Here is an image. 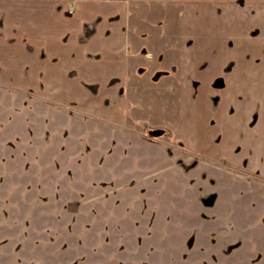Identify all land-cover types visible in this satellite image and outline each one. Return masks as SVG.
<instances>
[{
  "label": "rangeland",
  "instance_id": "rangeland-1",
  "mask_svg": "<svg viewBox=\"0 0 264 264\" xmlns=\"http://www.w3.org/2000/svg\"><path fill=\"white\" fill-rule=\"evenodd\" d=\"M30 15L0 4V264H264V177L129 128L121 85Z\"/></svg>",
  "mask_w": 264,
  "mask_h": 264
},
{
  "label": "crops",
  "instance_id": "crops-1",
  "mask_svg": "<svg viewBox=\"0 0 264 264\" xmlns=\"http://www.w3.org/2000/svg\"><path fill=\"white\" fill-rule=\"evenodd\" d=\"M0 4L22 26L35 14L43 49L55 47L53 55L62 53L65 62L77 46L98 68L88 66L95 82L121 85L129 128L167 129L264 177V0Z\"/></svg>",
  "mask_w": 264,
  "mask_h": 264
}]
</instances>
